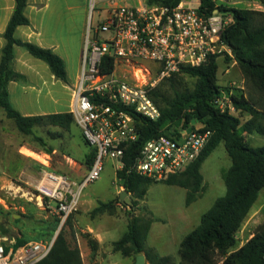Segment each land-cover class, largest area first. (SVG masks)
I'll use <instances>...</instances> for the list:
<instances>
[{
  "label": "trees",
  "instance_id": "obj_1",
  "mask_svg": "<svg viewBox=\"0 0 264 264\" xmlns=\"http://www.w3.org/2000/svg\"><path fill=\"white\" fill-rule=\"evenodd\" d=\"M165 6L174 7L181 0H155ZM15 6L3 37L5 46L0 51V111L12 120L20 133L32 136L34 128H58L69 132L74 123L72 113H60L47 116L23 117L9 103L8 84L23 82L25 77L14 70V47L20 46L31 56L47 64L57 80L67 84L68 78L63 60L51 49L41 48L31 43L15 39L18 26L29 21L24 15L27 0H14ZM264 6V0H258ZM198 9L211 14L215 9L231 15L232 21L226 27L222 39L231 49L232 57L225 61L234 62L244 80L248 97L243 93L231 96V104L236 112L247 113L250 117L244 123L235 115L221 112L215 104L220 97L217 83V60L211 57L199 67H181L179 72L162 80L150 93L158 107L160 117L150 121L133 114L138 139L125 150L124 166L116 171V177L123 190L136 198H144L152 181L139 176L131 168L143 144L176 129H194L211 133L206 146L194 162L182 173L170 176L162 182L168 186H177L187 191L186 205L196 201L202 190L203 175L201 167L214 150L223 143L231 165L223 173L225 193L217 198L211 207L201 216L199 224L179 243V262L169 256H159L153 248L146 246L149 229L153 219H144L131 215L127 229L119 240L113 242L112 250L125 258L144 255L146 264H264V222L259 225L252 237L241 247L237 246V233L257 201L264 188V145L251 147L246 135H264V104L256 96H264V12L246 9H226L216 7L213 0H199ZM101 70L111 73L112 59L102 61ZM187 78L194 79L190 87ZM51 134L52 138L61 137ZM45 152L43 139L35 137ZM83 139V137H82ZM84 140V139H83ZM85 145L90 147L84 140ZM95 149L86 156L88 167L95 158ZM112 203H100L92 213H104L112 210ZM71 216L65 224H70ZM64 224V225H65ZM53 233L50 231L49 234ZM25 240L16 239V246ZM26 243V242H25ZM93 253L97 242L91 241ZM37 264H84L81 252L76 244H70L62 228L56 236L49 254Z\"/></svg>",
  "mask_w": 264,
  "mask_h": 264
},
{
  "label": "built area",
  "instance_id": "obj_2",
  "mask_svg": "<svg viewBox=\"0 0 264 264\" xmlns=\"http://www.w3.org/2000/svg\"><path fill=\"white\" fill-rule=\"evenodd\" d=\"M118 1L123 0H103L109 9L102 24L92 35L87 34L78 81L72 90L74 123L95 149V158L79 183L44 165L35 186L38 204L53 205L61 225L78 210L82 190L99 179L105 159L118 163L116 171L123 168L126 148L138 139L133 114L150 121L159 119L150 93L162 80L181 67H199L211 57H232L222 39L232 21L227 12H202L199 0H181L174 7L155 0L121 5ZM100 34L108 38L100 40ZM106 58L113 61L111 73L101 70ZM228 94L220 93L215 104L221 112L233 115V93ZM210 135L196 126L152 138L143 144L131 169L152 182L165 181L194 162ZM54 240L16 246L15 240L0 236V264H37L49 254Z\"/></svg>",
  "mask_w": 264,
  "mask_h": 264
},
{
  "label": "rangeland",
  "instance_id": "obj_3",
  "mask_svg": "<svg viewBox=\"0 0 264 264\" xmlns=\"http://www.w3.org/2000/svg\"><path fill=\"white\" fill-rule=\"evenodd\" d=\"M76 1L84 2V0ZM184 1L190 2L191 0ZM87 3L88 18L82 46L83 51L87 34L91 33L92 35L95 29L102 24L106 17V11L109 9L108 4L103 0H87ZM125 3L132 4L133 0L118 1L119 5ZM215 3L226 9L264 12V7L260 5L258 0H229L227 2L215 0ZM78 23L80 21H77ZM107 38L108 35L106 34L99 36L100 40ZM76 40V50L72 58L75 57L78 49V37ZM145 64L151 65L146 62ZM217 64V83L221 94L223 93L228 97V93H233V95L243 93L245 97H248L244 80L236 64L226 62L225 57L218 58ZM194 81V79L187 78L190 87L193 86ZM65 85H70L69 79ZM241 87L243 89H240ZM256 99H260L261 103L264 104V96H256ZM232 113L240 119L241 123L250 117L247 113L236 111ZM10 121L11 136L14 141L26 145L37 154L44 153L45 148L36 141L35 137L43 139L46 144L45 147L54 150L52 154H48L50 157L49 168L58 174L67 176L76 183L81 181L89 168L85 159L91 151V147L85 145L80 129L76 124L71 126L69 132L53 127H37L34 128L32 136H25L18 131L13 121ZM49 132L54 135L60 134L61 137L53 139ZM245 139L253 148L264 145V135L254 133L246 135ZM10 152L9 150L8 153L10 154ZM43 163L46 162L43 161ZM13 164L14 161L10 158L0 160V174L12 171ZM117 165L115 160H104L99 179L82 190L78 210L71 216L69 225H61L60 219L53 211V205L48 208L38 204L34 190L42 175L35 185H27L22 180L6 181L0 179V236L15 241L16 239H23L25 242L48 241L55 238V235L62 228H65L67 241L78 246L86 264L96 260L100 264L107 260L109 262L107 264H139L137 261L139 255L125 258L112 250L113 242L119 240L124 234L128 220L133 215L154 220L148 232L146 246L153 248L159 256H169L178 263L180 259L177 252L180 241L199 224L201 216L211 207L213 202L225 193L223 173L230 167L231 161L224 144H219L203 163L201 167L202 190L197 200L189 206L186 205L187 191L185 189L162 184L163 181L152 182L144 198L139 199L131 196V199L125 198V204L120 203L118 198L123 188L116 177ZM100 203H112L113 209L104 213L93 214L92 211ZM127 206L130 207V210ZM246 221H249L247 229L250 232L247 233L245 230L244 237L238 234L236 249L242 246H240L241 242H244L250 234L255 232L257 225L264 222V188L260 191ZM89 227L94 232L88 231ZM50 231L53 233L49 234ZM95 234H99L104 240L100 246L97 244V250L93 253L90 242L93 241L91 235Z\"/></svg>",
  "mask_w": 264,
  "mask_h": 264
},
{
  "label": "crops",
  "instance_id": "obj_4",
  "mask_svg": "<svg viewBox=\"0 0 264 264\" xmlns=\"http://www.w3.org/2000/svg\"><path fill=\"white\" fill-rule=\"evenodd\" d=\"M14 6V0H0V51L6 43L3 34ZM24 15L29 24L18 26L15 29V39L41 48L51 49L57 54L64 62L70 85H65L57 80L46 63L34 58L22 47L15 46L13 67L16 72L25 77V80L8 84L9 103L23 117L71 113L74 107L72 90L79 77L83 55L82 46L87 27V0L82 3L76 0H27ZM77 21L80 23L77 24ZM77 37L78 49L75 57L72 58L76 50ZM10 122L0 111V160L10 158L14 161L12 171L0 174V179L6 181L22 180L27 185H35L45 169L44 165L49 168V153L36 152L37 155L45 157L46 163L23 153L22 149L33 151L26 145L12 139ZM9 150L11 151L10 154L8 153ZM248 226L249 221L245 220L237 236L239 234L244 237L245 230L247 233L250 232L247 229ZM88 231L94 232L90 227ZM253 234L241 242L240 246L247 242ZM91 236L99 246L102 244L104 240L102 236L99 234ZM237 236L236 238H238ZM83 262L86 264L84 259ZM90 263L100 264L97 260L88 264ZM107 263H109L108 260L101 264Z\"/></svg>",
  "mask_w": 264,
  "mask_h": 264
},
{
  "label": "water",
  "instance_id": "obj_5",
  "mask_svg": "<svg viewBox=\"0 0 264 264\" xmlns=\"http://www.w3.org/2000/svg\"><path fill=\"white\" fill-rule=\"evenodd\" d=\"M125 198L131 199V195L127 191L122 190L120 195H119L118 200H119L120 203L125 204ZM127 208H128V210H130L129 206H127ZM57 235H58V233L55 235V238H56ZM137 261H138L139 264H146L144 255H139L137 257Z\"/></svg>",
  "mask_w": 264,
  "mask_h": 264
},
{
  "label": "bare ground",
  "instance_id": "obj_6",
  "mask_svg": "<svg viewBox=\"0 0 264 264\" xmlns=\"http://www.w3.org/2000/svg\"><path fill=\"white\" fill-rule=\"evenodd\" d=\"M22 152L25 153L26 155H29L30 157H33V158H35V159H37V160H40V161H42V162H43V161L45 162V160H43V158H45V157H42V156H40V155H37V154L31 152L30 150L23 149Z\"/></svg>",
  "mask_w": 264,
  "mask_h": 264
}]
</instances>
